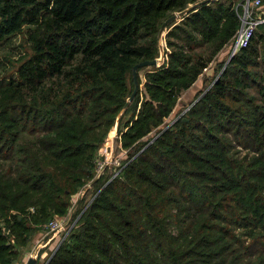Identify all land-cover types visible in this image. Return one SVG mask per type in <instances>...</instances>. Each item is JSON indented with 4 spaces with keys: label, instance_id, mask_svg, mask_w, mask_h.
Segmentation results:
<instances>
[{
    "label": "trees",
    "instance_id": "16d2710c",
    "mask_svg": "<svg viewBox=\"0 0 264 264\" xmlns=\"http://www.w3.org/2000/svg\"><path fill=\"white\" fill-rule=\"evenodd\" d=\"M197 1L0 0V53L25 34L0 59V264H24L73 205L36 264H264V23L206 72L246 0L167 27L163 64L126 107L134 66L161 57L163 23ZM201 77L203 95L160 128ZM114 129L127 157L100 173Z\"/></svg>",
    "mask_w": 264,
    "mask_h": 264
},
{
    "label": "rangeland",
    "instance_id": "374dc122",
    "mask_svg": "<svg viewBox=\"0 0 264 264\" xmlns=\"http://www.w3.org/2000/svg\"><path fill=\"white\" fill-rule=\"evenodd\" d=\"M199 1H197V2H199ZM193 4H191V5H193ZM181 20L182 19H180L179 21H181ZM179 21H177V22H179ZM164 35H165V32H164ZM24 38H25V34L24 33H21V34L16 35L15 37H13L11 39V41L7 43V45L5 46V48H3L2 52L0 53V59H1L2 62L5 61L4 54L14 55L17 52H21L22 51L21 48H22V42H23V39ZM163 38H164V36H163ZM162 47H163V49L166 47V41L164 39L162 40ZM165 58H166L165 55H164V57H163V55H161V57H159V65L158 66H160L161 64H163V61L165 60ZM229 58H231L230 57V51H229V49L226 48L225 50H223L218 55L217 59L209 66L210 69L208 71H206V72H208V74H210V76L214 75V68L216 66L219 67V64L221 62L226 61L227 59L229 61ZM153 67H157V66H152V65L149 66V65H146L144 67L139 68L138 69V77L141 76V78L144 81V77H145L146 70H150ZM133 74H134V72H133ZM137 80H138V78H137ZM203 81H204V79L201 77L193 85V87H191V89L189 91H187L182 96V98L178 102L176 108L174 109L173 113L166 119V122L163 125H161L160 128H164V130L167 129L171 124H173V122L176 120V118L179 115H182L186 111V109L188 108V106H190L191 103L194 100L197 101V99H198L197 97L205 89V87L203 86V84H204ZM138 84H139V82H138ZM142 86H143V83H142V85L139 84V88L142 87ZM203 93L199 96V98L203 95ZM118 135L119 134L117 133V129H114L113 131H111V133H110V135L108 137V140L106 141V143L104 144V146L101 148V157H105V160H100V162L104 163L105 161H107V163H110V164H112L113 162H116L119 165V164L122 163L121 160L127 157L125 151H121V152L117 151L114 154L115 147L117 145V143L115 141V137L118 136ZM151 135H155V132L151 133ZM119 147H120V145H119ZM119 147H118V150H119ZM89 198L90 197H88V199ZM75 199H76V196H75ZM74 211H75V207L73 205L68 210V212L66 213V215H64V216H60V215L59 216H56L52 221H54V220H57L59 222L68 221V220L70 221V219L73 217ZM69 221L67 223L66 230H68L69 227L71 226V224L69 223ZM60 233H59V237L58 238H57V235H56V234H58L57 232H51V233L47 234L48 236L46 235L47 237L45 239V244H49V242H50L51 243L50 244L51 248L52 249H55V248L57 249L59 247V245H60L59 243L61 242L59 240L61 239L62 233L61 234ZM54 235H56V237H55L54 241H52V239L54 238ZM40 237H41L40 234H38L35 237V239L33 241V243H34L35 246H33V248H30V250H28V252H26L27 255L30 254L33 251V249H34V252H36V256H37V253L39 252L40 248L42 247V246H39V245H41V242L42 241L38 242L40 240ZM26 258L27 257L25 256V259Z\"/></svg>",
    "mask_w": 264,
    "mask_h": 264
},
{
    "label": "built area",
    "instance_id": "2783aa9c",
    "mask_svg": "<svg viewBox=\"0 0 264 264\" xmlns=\"http://www.w3.org/2000/svg\"><path fill=\"white\" fill-rule=\"evenodd\" d=\"M263 3L264 0H246L243 4V11L240 13L241 26L236 33L235 41L231 45L230 56H233L240 48L248 46L259 25L264 23V14H259L257 12V10L262 7ZM104 163L99 162L98 170L100 173L103 172ZM68 221H51L50 231L56 232L66 229ZM31 257L35 259L37 257L34 249L27 255L28 259Z\"/></svg>",
    "mask_w": 264,
    "mask_h": 264
},
{
    "label": "water",
    "instance_id": "95a60500",
    "mask_svg": "<svg viewBox=\"0 0 264 264\" xmlns=\"http://www.w3.org/2000/svg\"><path fill=\"white\" fill-rule=\"evenodd\" d=\"M212 1H214V0H200L199 2H196L193 5H190L189 7L185 8L182 11L176 12L171 17H169L163 23L161 31H160L161 42L163 40L164 32H165L167 27H169L170 25H173L174 23H177V21H179L180 19H183L185 16L189 15L193 10L200 7L201 5L208 3V2H212ZM162 55H163V57L165 55V51H164L163 47H162ZM146 65L158 66L159 65V58L154 59V60L142 61V62H140L134 66L133 72H134V78H135V89H134L132 95L129 97L127 104H126V107L132 102V100L136 96L137 91L139 89V84H138V80H137L138 69L141 67H144ZM115 141H116L117 145L115 147L114 154L118 151V147L120 145V136L119 135L115 137ZM27 264H36V259L33 257L29 258Z\"/></svg>",
    "mask_w": 264,
    "mask_h": 264
},
{
    "label": "crops",
    "instance_id": "0c3cea01",
    "mask_svg": "<svg viewBox=\"0 0 264 264\" xmlns=\"http://www.w3.org/2000/svg\"><path fill=\"white\" fill-rule=\"evenodd\" d=\"M45 237H46L45 235L41 236V237H40V240H39L38 242L43 241V240L45 239ZM34 246H35V245H34ZM32 248H33V247H32ZM26 256H27V255H26ZM28 260H29V259L27 258L26 261L24 262V264H27Z\"/></svg>",
    "mask_w": 264,
    "mask_h": 264
}]
</instances>
